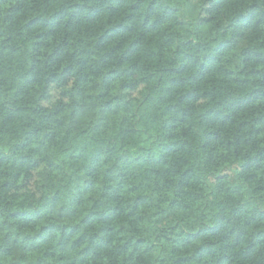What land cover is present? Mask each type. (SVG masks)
<instances>
[{"label":"clouds","instance_id":"9594fccd","mask_svg":"<svg viewBox=\"0 0 264 264\" xmlns=\"http://www.w3.org/2000/svg\"><path fill=\"white\" fill-rule=\"evenodd\" d=\"M0 264H264V0H0Z\"/></svg>","mask_w":264,"mask_h":264}]
</instances>
